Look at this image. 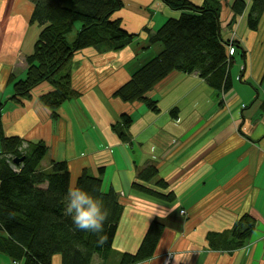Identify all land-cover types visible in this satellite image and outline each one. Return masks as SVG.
Returning a JSON list of instances; mask_svg holds the SVG:
<instances>
[{
	"label": "crops",
	"instance_id": "crops-1",
	"mask_svg": "<svg viewBox=\"0 0 264 264\" xmlns=\"http://www.w3.org/2000/svg\"><path fill=\"white\" fill-rule=\"evenodd\" d=\"M192 1L203 4L205 0ZM123 2L112 18L120 19L137 39L119 50L90 46L77 51L67 69L77 93L54 116L40 99L53 91L49 81L38 84L26 98L9 100L14 81L26 77V57L33 53L42 27L31 22L35 8L31 0H0L4 135L18 136L27 144L44 142L49 150L42 169H50L53 160L67 161L72 183L87 169L102 177L104 190L118 192L123 211L113 251L107 261L94 259V264H120L123 253L137 252L153 221L163 223L164 232L154 256L136 264H163L169 252L174 253L171 264H264V41L260 33L256 42L261 51L248 54L238 73L233 65L230 89L217 90L196 73L174 71L149 93L157 102L154 110L145 103L123 102L113 93L134 69L161 51L160 44L147 48L146 29L155 31L183 11L162 0ZM247 14L248 10L236 16V29L226 30L222 21L223 38L235 34L249 47L250 33L241 28ZM76 25L68 34L70 42L76 38ZM228 51L235 64L234 51ZM123 113L133 118L124 128L126 139L114 129ZM150 164L158 165V178L169 184L159 190L176 194L173 202L132 189L137 170ZM246 213L256 219V227L240 249L228 252L225 243L217 242L212 246L210 233L231 230ZM0 264H13V260L0 253ZM53 264H61L60 255Z\"/></svg>",
	"mask_w": 264,
	"mask_h": 264
},
{
	"label": "trees",
	"instance_id": "trees-1",
	"mask_svg": "<svg viewBox=\"0 0 264 264\" xmlns=\"http://www.w3.org/2000/svg\"><path fill=\"white\" fill-rule=\"evenodd\" d=\"M31 1L35 5L31 22L42 29L33 53L26 57V77L15 82V91L9 100L26 98L38 84L49 81L54 89L40 99L56 116L55 110L75 94L71 72L63 70L77 51L90 46L119 50L138 35L124 29L120 19L112 18L123 6V0ZM164 1L173 9L182 10V15L169 18L153 32L147 29L151 34L147 48L160 44L161 51L134 69L129 80L113 95L124 102H146L157 110V102L149 93L174 71L196 73L217 90L230 89L235 61L229 55V41L222 36L221 0H205L203 4L192 0ZM232 10L236 16L248 10L249 28L258 30L264 16V0H234ZM76 24L79 29L75 40L70 42L68 34ZM4 106L0 102V253L22 264H53L56 255H60L61 264H94L96 257L107 261L123 211L118 192L114 188L104 190L102 177L94 176L87 169L75 182L102 197L108 211L102 233L106 240L99 244L96 233L76 229L71 218L65 215L64 196L72 184L69 163L53 160L50 169H42L49 150L44 142H29L28 148L20 151L19 146L25 141L18 136L4 135L1 121ZM132 121L129 113L120 116L114 125L120 138L126 139L124 128H129ZM16 157H23L18 165L14 162ZM103 170L100 168L101 173ZM158 175L157 164L138 169L132 189L173 202L176 194L159 190L168 189L169 184ZM255 227L256 219L246 213L231 230L210 233L208 239L212 244L232 243L234 247H241ZM164 228L163 223L153 221L137 252L123 253L120 264H136L152 258Z\"/></svg>",
	"mask_w": 264,
	"mask_h": 264
},
{
	"label": "clouds",
	"instance_id": "clouds-1",
	"mask_svg": "<svg viewBox=\"0 0 264 264\" xmlns=\"http://www.w3.org/2000/svg\"><path fill=\"white\" fill-rule=\"evenodd\" d=\"M28 148L27 143L19 146L20 151ZM64 212L70 217L76 229L96 233L98 243L103 244L106 236L102 235L108 211L102 197L94 195L76 183L69 185L64 196Z\"/></svg>",
	"mask_w": 264,
	"mask_h": 264
},
{
	"label": "rangeland",
	"instance_id": "rangeland-1",
	"mask_svg": "<svg viewBox=\"0 0 264 264\" xmlns=\"http://www.w3.org/2000/svg\"><path fill=\"white\" fill-rule=\"evenodd\" d=\"M166 5H168L164 0H162ZM234 1V0H232ZM169 6V5H168ZM221 6H222V11H221V16H222V12H223V16H222V19H221V24H222V21L225 23V28L226 30H230V29H236L237 25L239 24V21L236 19V15H232L231 14V11L229 8L232 9V5H231V0H221ZM231 6V7H230ZM123 7V6H122ZM121 7V8H122ZM170 7V6H169ZM172 8V7H170ZM224 8V9H223ZM173 9V8H172ZM241 20V19H239ZM264 20V19H263ZM263 22V23H262ZM262 25H263V28H262V31H258V30H252L249 28V25H248V14L245 16V19H244V22H243V25H242V29L244 30H247L249 31L250 35H249V47H247L246 45V42L244 39L242 40H238V39H235L233 36L235 34H233V36L231 37V39H226L224 38L226 41L228 40L229 41V45H228V50H233L234 51V55L235 57L237 58V62L234 64V67H235V70H239L243 67V63L244 61H246L247 59V55H251L252 53H255V55H258L259 52L261 51L260 50V47L257 45L258 42H256L257 38H258V33H260L259 36H261L262 40L264 41V21H262ZM241 24V23H240ZM235 26V27H234ZM75 27H77V25H75ZM222 27V26H221ZM79 29V28H78ZM77 29V30H78ZM260 29V28H259ZM147 30V29H146ZM150 30V29H149ZM148 31V30H147ZM74 32V30L72 31ZM70 32V33H72ZM78 32V31H77ZM149 32V31H148ZM150 32H153V30H150ZM149 32V34H150ZM151 35V34H150ZM227 36V35H226ZM138 37V36H137ZM137 37L134 39V41L137 39ZM260 38V37H259ZM38 39V37H37ZM70 40H72V37H70ZM37 41V40H36ZM133 41V42H134ZM132 42V43H133ZM259 42H260V39H259ZM36 43V42H35ZM130 43V44H132ZM128 44V45H130ZM127 45V46H128ZM245 54V55H244ZM231 56V55H230ZM74 57V55H73ZM72 57V58H73ZM234 58V56H232ZM72 58H71V61H72ZM70 61V62H71ZM26 62V61H25ZM69 62V64H70ZM27 64V62H26ZM27 67H28V64H27ZM68 67H66V69H64L63 71L67 70ZM239 70L237 71V73L239 72ZM69 71L71 72V70L69 69ZM71 76H72V73H71ZM241 77L243 78L244 77V72L242 71V74H241ZM14 84H15V81H14ZM53 85V84H52ZM71 86H72V78H71ZM54 87V85H53ZM72 89L74 90V88L72 87ZM75 91V90H74ZM76 91H75V94L73 96L76 95ZM124 102V101H123ZM43 103V102H42ZM126 103H131V102H126ZM133 104L134 103H145L147 104L146 102H141V101H136V102H132ZM44 104V103H43ZM45 105V104H44ZM18 165V164H17ZM183 212V210L181 211ZM185 212V210H184ZM183 212V213H184ZM226 245V251L228 252H233V251H236L238 249H240L241 247H234V245L232 243H225ZM213 246V244H212ZM171 254V259H170V263L172 262V258H173V255L174 253L173 252H169L167 253V255ZM167 255H165L164 257V261H163V264H166V259H167ZM100 258L96 257V260H98ZM15 263V261H13V264Z\"/></svg>",
	"mask_w": 264,
	"mask_h": 264
},
{
	"label": "built area",
	"instance_id": "built-area-1",
	"mask_svg": "<svg viewBox=\"0 0 264 264\" xmlns=\"http://www.w3.org/2000/svg\"><path fill=\"white\" fill-rule=\"evenodd\" d=\"M14 168H15V170H19L18 166H15L14 165ZM183 212H184V210H183ZM170 259H171V254L167 255L166 264H169L170 263ZM14 264H20V262L15 261Z\"/></svg>",
	"mask_w": 264,
	"mask_h": 264
},
{
	"label": "water",
	"instance_id": "water-1",
	"mask_svg": "<svg viewBox=\"0 0 264 264\" xmlns=\"http://www.w3.org/2000/svg\"><path fill=\"white\" fill-rule=\"evenodd\" d=\"M22 160H23V157H16V158H14V162L16 164H19Z\"/></svg>",
	"mask_w": 264,
	"mask_h": 264
}]
</instances>
